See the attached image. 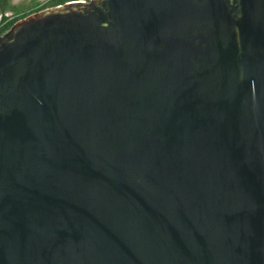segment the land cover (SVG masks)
Instances as JSON below:
<instances>
[{"label": "water", "instance_id": "water-1", "mask_svg": "<svg viewBox=\"0 0 264 264\" xmlns=\"http://www.w3.org/2000/svg\"><path fill=\"white\" fill-rule=\"evenodd\" d=\"M0 264H264V0H78L0 35Z\"/></svg>", "mask_w": 264, "mask_h": 264}, {"label": "rangeland", "instance_id": "rangeland-1", "mask_svg": "<svg viewBox=\"0 0 264 264\" xmlns=\"http://www.w3.org/2000/svg\"><path fill=\"white\" fill-rule=\"evenodd\" d=\"M49 1L50 0H9L7 5H0V19L2 13L10 15V17H15L47 5Z\"/></svg>", "mask_w": 264, "mask_h": 264}, {"label": "trees", "instance_id": "trees-1", "mask_svg": "<svg viewBox=\"0 0 264 264\" xmlns=\"http://www.w3.org/2000/svg\"><path fill=\"white\" fill-rule=\"evenodd\" d=\"M9 0H0V5L4 6L7 5V2ZM70 1H78V0H50L47 5L38 7L37 9L31 11V12H25L22 15H18L15 17H10V15H6L5 13L1 14V19H0V35H3L4 33H6L18 20L26 17L27 15L45 9L47 7H51V6H56V5H61L64 4L66 2H70ZM85 1H89V0H85Z\"/></svg>", "mask_w": 264, "mask_h": 264}]
</instances>
